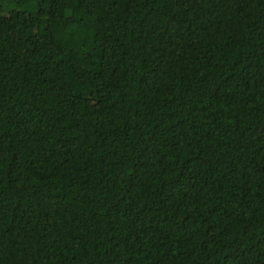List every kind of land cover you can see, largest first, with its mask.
Returning <instances> with one entry per match:
<instances>
[{"label":"trees","instance_id":"16d2710c","mask_svg":"<svg viewBox=\"0 0 264 264\" xmlns=\"http://www.w3.org/2000/svg\"><path fill=\"white\" fill-rule=\"evenodd\" d=\"M0 264H264V0H0Z\"/></svg>","mask_w":264,"mask_h":264}]
</instances>
